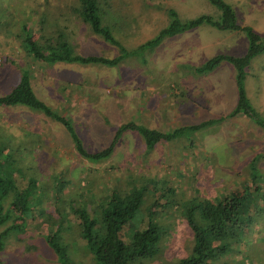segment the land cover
I'll return each instance as SVG.
<instances>
[{
    "label": "rangeland",
    "instance_id": "1",
    "mask_svg": "<svg viewBox=\"0 0 264 264\" xmlns=\"http://www.w3.org/2000/svg\"><path fill=\"white\" fill-rule=\"evenodd\" d=\"M101 1L99 7L106 8ZM223 1L237 22L264 35V0ZM105 2L104 20L126 49L165 25L167 8L179 20L200 13L213 19L218 15L208 0ZM75 3L0 0V94L26 71L34 95L70 119L88 151L105 147L116 126L125 121L165 132L206 123L182 130L169 140L160 139L147 150L143 137L126 129L110 154L93 160L80 156L64 126L40 110L19 104L0 106L1 153L8 152L12 165L17 166L15 183L28 201L24 212L9 207L11 194L3 202L0 232L7 229L1 239L0 264H94L78 233L81 211L73 208L97 220V204L101 206L112 191L123 193L132 187H141L143 196L120 235L127 237L131 227L141 226L140 219L149 211L165 227L157 253L147 264H173L187 252L191 230L183 216L185 204L202 197L214 201L228 194L240 195L242 187H247V199L252 197L255 205L245 211L236 229L241 238L206 264H264V129L246 114H232L236 95L228 62L220 61L202 72L193 68L215 54H241L246 44L243 32L216 30L201 23L163 36L125 54L118 65H104L107 70L101 73V83L105 84H96L89 93L97 91L98 97L82 102L81 93L71 98L69 92L76 90L72 87L80 88L81 79L93 75L89 67L94 63L81 66L78 73L70 70L79 67L77 62L49 64L33 57L29 46L22 44L26 30L41 48L44 36L52 38L60 30L73 53L115 55L117 47L102 39L101 51H97L98 40L92 37L99 36H93L76 15ZM112 75L118 83L114 87L109 85L114 83ZM242 86L248 102L264 117V51L249 59ZM48 234L63 247L65 255L59 259L44 240Z\"/></svg>",
    "mask_w": 264,
    "mask_h": 264
},
{
    "label": "trees",
    "instance_id": "2",
    "mask_svg": "<svg viewBox=\"0 0 264 264\" xmlns=\"http://www.w3.org/2000/svg\"><path fill=\"white\" fill-rule=\"evenodd\" d=\"M208 1L218 10L216 19H213L209 14L200 13L179 20L175 16V12L167 8L165 9L168 17L166 24L160 27L150 38L138 43L132 49H126L112 36L109 28L110 23L104 20L107 13L105 4L106 8L102 6L100 8L97 0H76L74 12L87 24L89 31L97 34L103 41L117 47V53L111 57L73 53L59 32L52 37L53 39L51 36H44L42 38L44 46L41 48L40 44L34 42L30 33L25 29L22 44L24 48L29 46L33 57L47 63L64 61L81 64L114 65L125 54L136 48L154 44L163 36L195 27L201 23L210 25L216 30L236 31L240 29L246 41L244 51L241 54L237 56L215 54L193 68L202 72L213 68L220 61L228 62L233 71L236 95V107L232 114H246L264 129V117L248 102L242 86L244 67L249 59L254 54L264 51V35L258 34L249 25L237 22L232 8L223 0ZM14 104L38 109L43 115L60 122L67 130L76 152L84 158L93 160L110 154L115 141L126 129L137 131L143 137L144 146L147 150L151 149L160 139L169 140L182 130L197 128L206 123V121H201L195 124L181 125L165 132L147 128L133 121H125L116 126L111 141L105 147L100 150L88 151L74 132L70 119L57 113L34 95L29 84V76L24 70L20 72L17 81L5 93L0 94V106L7 107ZM1 151L2 148H0V211L3 209V202L11 194L12 199L9 202V207L11 206L13 209L21 208L23 210L21 211L24 212L28 201L26 196L21 195L15 183L13 171L17 166L12 165L14 161L9 159L8 152L3 156ZM246 190H248L247 187L246 189L242 187L240 195L228 194L214 201L204 197L197 198L183 206V216L191 230V236L189 245L186 248L187 252L179 256L173 264H206L208 261L222 256L230 249L232 244L241 238L240 231L236 229L243 223L246 215L245 211L250 210V208H253L252 205H255V203L252 204V197L248 196L249 199H247ZM254 190H257V188ZM142 196L143 190L141 187H132L123 193L112 191L102 201L101 206L97 204V208H100L98 217H96L97 220L94 217L86 216L82 209L73 208V210L81 211L78 216L82 228L78 233L89 247L94 258V264H147V261L156 255L158 241L160 235L165 231V227L157 221L152 211H149L147 217L140 219V221H143L141 226L130 228L127 237L120 235L124 233V226L130 225L131 219L140 207ZM0 221H2V217H0ZM4 231L0 232V249ZM44 240L55 256L57 255V259L65 255L63 247L57 244L53 235H46ZM59 264H63V262L60 261Z\"/></svg>",
    "mask_w": 264,
    "mask_h": 264
},
{
    "label": "crops",
    "instance_id": "3",
    "mask_svg": "<svg viewBox=\"0 0 264 264\" xmlns=\"http://www.w3.org/2000/svg\"><path fill=\"white\" fill-rule=\"evenodd\" d=\"M97 2H98V0H97ZM99 4V3H98ZM101 4L102 5H106V2H105V0H102L101 1ZM106 7L108 8V6L106 5ZM71 11H73V10H71ZM57 32H59L60 34H61V36H62V31H60V30H56L55 31V33H54V36H55V34L57 33ZM91 34H92V32H90ZM95 34V33H94ZM93 35V34H92ZM94 36V35H93ZM93 39L95 38V39H97L98 40V49L99 50H97V51H101V38L100 37H92ZM64 40L66 41V39L64 38ZM78 54H81V55H85V54H93V55H101V54H99V52L98 53H95V52H92V51H89V52H86V53H78ZM113 56V55H112ZM107 57H111V56H107ZM120 61V60H119ZM117 62L116 64H114V65H118V64H120V62ZM50 64V63H49ZM52 64V63H51ZM77 64H79V67H77V68H75V69H73V68H70V70L71 71H75V72H78V73H81L82 71H80V70H82L81 69V66H84L86 63H84V64H81V63H77ZM106 66H113V65H106ZM80 68V69H79ZM89 68H92L91 70H93L94 72L92 73L93 75L89 78H85V79H81L80 81V88L77 86V87H72V88H76V90H71L72 92L70 93L69 92V97H71V98H74L75 96H77L79 93H81V101L82 102H85L86 101V99H88V98H90L91 96L93 97V96H97L98 97V92L97 91H95V92H91V94H89L90 93V90L91 89H93V88H95L96 86V84H98V85H101V84H105V83H101V73L102 72H104V71H106L107 70V68L106 67H104V64H100V63H94V65H91V67H89ZM136 68H137V65H136ZM83 76V75H82ZM81 76V77H82ZM115 75H112V77H113V79H114V83H109V81H108V83H109V85H113L112 87H114L116 84H118L117 83V80H116V77H114ZM95 79V80H94ZM30 84V83H29ZM97 85V86H98ZM31 87V86H30ZM102 90V89H101ZM102 93V92H101ZM67 95V94H66ZM84 96V97H83ZM40 99V98H39ZM92 100H94V99H92ZM98 105H100L101 106V103L100 104H98ZM136 105L134 106V111H133V113L135 114L136 113ZM57 112V111H56ZM58 113V112H57ZM67 117V116H66ZM72 123V122H71ZM132 130V129H131Z\"/></svg>",
    "mask_w": 264,
    "mask_h": 264
}]
</instances>
